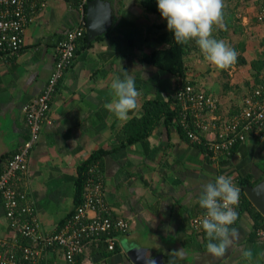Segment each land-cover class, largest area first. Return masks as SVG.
Masks as SVG:
<instances>
[{
	"label": "crops",
	"instance_id": "0c3cea01",
	"mask_svg": "<svg viewBox=\"0 0 264 264\" xmlns=\"http://www.w3.org/2000/svg\"><path fill=\"white\" fill-rule=\"evenodd\" d=\"M106 1L113 9V23L91 44L85 30L87 47L78 41L79 51L57 88L49 121L29 156L28 173L15 182L26 194L20 205L34 208L42 232H57L80 204L81 168L96 154L106 205L114 218L129 223V229L117 234L114 251L105 243L88 244L78 264H168L169 253L179 248L186 253L179 264H264V236L259 234L264 232V216L245 192L246 186L264 180V142L250 139L231 156L214 160L202 145L164 119L144 139L130 141L133 133L126 131L127 124L144 116L148 101L172 104L182 80L151 62L156 52L174 44L167 21L146 10L141 0ZM258 7L254 0H224L226 29L214 26L212 35L237 52L229 69L208 65L199 48L184 55L186 78L217 98L223 113L243 105L264 70V24L256 18ZM36 18L25 32L22 51L14 58H0L2 172L30 138L24 107L42 94L55 69L60 42L83 21L72 0H46ZM134 67L144 71V76L132 73L140 93L137 108L126 121H119L105 108L113 98L110 85L123 70L131 72ZM220 175L232 177L240 190L238 218L231 225L239 239L224 257L214 259L207 254L206 233L196 232L191 221L204 211L197 203L201 186ZM243 179L249 184L243 186ZM85 190L86 186L82 196ZM257 213L263 219L259 228ZM0 239L11 246L28 241L11 227L2 197ZM245 251L252 253L250 258L244 257ZM34 262L67 264L64 249L57 245L45 247Z\"/></svg>",
	"mask_w": 264,
	"mask_h": 264
},
{
	"label": "built area",
	"instance_id": "2783aa9c",
	"mask_svg": "<svg viewBox=\"0 0 264 264\" xmlns=\"http://www.w3.org/2000/svg\"><path fill=\"white\" fill-rule=\"evenodd\" d=\"M72 1L77 2L83 21L60 42L55 69L42 94L24 107L30 127L28 142L8 161L6 169L0 171V197L4 200L7 218L13 230L29 241L28 245L17 243L11 246L0 239V264H35V258L45 247L56 245L64 249L67 264H78V257L88 244L105 243L110 251H114L118 244L117 234L129 229V223L114 218L106 205L97 164L90 166L87 172L82 203L57 232H42L34 208L28 204L20 205L26 194L15 182L28 173L29 156L40 140L44 124L49 121L53 97L66 70L75 60L77 43L86 30V9L92 0ZM254 1L259 6L256 18L264 24V0ZM45 6L46 0H0V58L15 57L22 51L26 30L35 23ZM176 99L181 102L180 123L189 139L199 145L205 143L214 160L222 155L231 156L236 145L250 139L264 142V70L240 112L233 115L220 114L217 98L185 80L181 82ZM209 135L213 137L209 138ZM235 210L237 212V206ZM204 214L205 210L191 221V227L198 233L204 232L199 222ZM259 234L264 236L263 231ZM18 249L21 257H18Z\"/></svg>",
	"mask_w": 264,
	"mask_h": 264
},
{
	"label": "clouds",
	"instance_id": "9594fccd",
	"mask_svg": "<svg viewBox=\"0 0 264 264\" xmlns=\"http://www.w3.org/2000/svg\"><path fill=\"white\" fill-rule=\"evenodd\" d=\"M157 5L161 17L167 21V30L174 34L176 44L194 41L203 60L217 70H227L236 62L237 52L212 35L214 26L226 29L223 0H157ZM132 73L144 76L142 67H134L131 72L123 70L110 85L113 98L105 108L119 121H126L129 113L137 108L140 93L136 88V76ZM239 192L232 177L225 175L201 186L197 203L205 214L199 222L208 239L207 254L214 259L224 257L239 239L238 231L231 228L238 218L235 208L239 203ZM185 255L183 248L172 250L168 264H179ZM243 255L250 258L252 253L245 251Z\"/></svg>",
	"mask_w": 264,
	"mask_h": 264
},
{
	"label": "trees",
	"instance_id": "16d2710c",
	"mask_svg": "<svg viewBox=\"0 0 264 264\" xmlns=\"http://www.w3.org/2000/svg\"><path fill=\"white\" fill-rule=\"evenodd\" d=\"M141 2H142V5L145 7L146 10H148L152 13H156V14L161 16L160 12L158 11L157 0H141ZM224 9L225 8H223V19H225V14H224L225 10ZM172 38L174 40V34L173 33H172ZM81 42L83 43L84 48L87 47V38H86L85 34L81 38ZM192 47L198 48L194 41H190L187 44H176L174 41V44L169 49L156 52V54L151 59V62H153L155 65H158L163 70L173 74L177 78H180L182 80L181 82H183L184 80L189 82V80L186 78L187 69L185 67L186 62L184 59V55L189 50H191ZM78 51H79V49H78ZM78 51L76 50V53ZM9 58H14V57H8L7 59H9ZM3 59H6V58H3ZM262 67L263 66L256 68L257 73L262 70ZM257 73H255L256 77L258 75ZM241 107H243V106L235 107L231 112L223 113L222 112V106L220 103L219 113L223 114V115H231L232 113H239L241 110ZM144 109H145L144 110L145 114L141 119H134V120L130 121L126 126V131L129 133L130 132L133 133L130 141L136 142L138 140L144 139L145 136L152 130L154 125H156L159 121H161L163 119L165 120V123L177 125L178 129L182 132L183 136L187 135V131L184 129V127L180 123V120H181V116H180L181 102L178 99H175V101L173 100L172 104H170L168 102H161V101H153V100L148 101V102H146ZM188 120H190V117H188ZM143 127L145 128V129H143V133L142 132L139 133L138 130L142 129ZM257 142H259V141H257ZM204 144L205 143L201 144L202 146L201 145L200 146L204 150H208V148ZM238 147H239V144L236 145L232 149V154L237 150ZM94 156H92V158L89 161H87L81 168V177L79 180V187H78L80 204L82 203V200H83L82 194H83L84 187L86 186L87 181H88L87 172H88L90 166L96 164V160H94L95 159ZM98 168H100V167L98 166ZM85 173H86V176H85ZM241 184L243 186L248 185L249 181L243 179L241 181ZM23 201L24 200H22V202ZM246 206H247V204H245V206H243V208L245 209ZM243 208L240 209V212L242 211ZM255 218H256V228H259V223H261V221L263 220L262 215L260 213H257ZM27 244H28V241H27V243L25 241V245H27ZM18 257H21V250L20 249H18Z\"/></svg>",
	"mask_w": 264,
	"mask_h": 264
},
{
	"label": "water",
	"instance_id": "95a60500",
	"mask_svg": "<svg viewBox=\"0 0 264 264\" xmlns=\"http://www.w3.org/2000/svg\"><path fill=\"white\" fill-rule=\"evenodd\" d=\"M86 17V33L89 44H91L98 36L106 33L113 23V9L110 2L106 0L90 1L87 5ZM245 192L250 202L264 216V180L256 186H246Z\"/></svg>",
	"mask_w": 264,
	"mask_h": 264
}]
</instances>
